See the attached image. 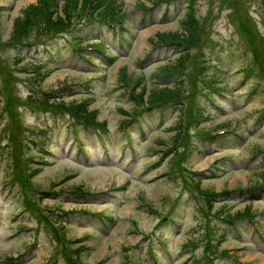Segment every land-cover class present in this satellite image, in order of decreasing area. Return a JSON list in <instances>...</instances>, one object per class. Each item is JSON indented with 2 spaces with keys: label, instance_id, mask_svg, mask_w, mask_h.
<instances>
[{
  "label": "rangeland",
  "instance_id": "1",
  "mask_svg": "<svg viewBox=\"0 0 264 264\" xmlns=\"http://www.w3.org/2000/svg\"><path fill=\"white\" fill-rule=\"evenodd\" d=\"M36 1L0 0V264H157L146 254L153 231L162 235L170 252L154 239L162 264H192L195 256L209 253L208 236L221 240L224 232L227 238L218 240L219 248L230 252L211 251L214 264H237L227 255L264 262V245L251 237L248 219H238L244 224L243 237L216 229L223 222L218 213L234 214L246 207L262 215L264 226V0H193L203 37L188 48L180 104L166 105L162 112L159 107L144 111L146 120L138 115L129 133L123 121L142 106L136 93L146 98L152 88L177 82V74L162 77L158 68L178 58L182 45H158L156 39L158 32L181 30L190 0H108L110 10L120 7L126 17L122 41L98 17L78 14L64 31L39 34L34 28L19 45L15 42L22 40L13 38L14 19ZM242 23L256 34L257 55ZM75 35L83 46L104 41L107 55L88 51L93 61L79 58L65 39ZM201 49L209 64L202 62ZM198 61L206 64L203 76ZM29 93L87 102L108 127L111 156L105 155L93 129L82 124L74 129L66 113L56 117L41 111V105L29 103ZM182 114L181 139L192 141L191 151V142L183 147L172 138ZM224 127L234 130L211 137ZM10 135L26 139L29 151L19 147L17 155L13 150L10 155ZM128 135L139 155L128 146L121 156ZM41 137L49 141L45 147ZM78 137L89 158L77 154ZM29 157L36 170L27 174ZM198 179L202 192L216 194L211 220L199 212L205 201L193 181ZM32 203L37 208L27 210ZM102 213L109 214L104 222L98 218ZM167 213L174 222L165 218ZM195 243L198 248L191 251Z\"/></svg>",
  "mask_w": 264,
  "mask_h": 264
},
{
  "label": "trees",
  "instance_id": "2",
  "mask_svg": "<svg viewBox=\"0 0 264 264\" xmlns=\"http://www.w3.org/2000/svg\"><path fill=\"white\" fill-rule=\"evenodd\" d=\"M157 1V0H156ZM108 0H37L36 2H32L28 6L24 7L21 14L16 16L14 19V26L16 28V32L13 38L17 39H24L27 38L32 34V31L34 28H37L39 31V34H43L45 30L56 32L55 34L60 33L61 31H64L66 28H69L72 25V18L74 15H85L87 18L94 19L95 17H101L102 19H110V20H117L124 18L123 11L121 12V8L119 7L116 10H110L109 4L107 3ZM107 3V4H105ZM145 8V6L143 7ZM2 9V6H0V11ZM185 17L182 19V27L180 31L172 32V31H165V32H158L157 34V42L156 43H174L177 42L179 44L185 45V51L180 52V55L175 60L168 61L162 65L159 66V75L162 76H170L174 74L184 73L186 70L185 66L187 64L188 58L190 56L188 48L192 45H195L202 39L203 35V24L200 21L199 17L196 14V6L193 0H190L187 6ZM243 16V15H242ZM251 23L254 26L253 20L247 16ZM0 23H1V17H0ZM247 24V23H246ZM248 25V24H247ZM244 34L246 35L249 46L254 50V54H258V49L256 48V34L254 35L252 28L248 26L246 27L243 23L240 25ZM255 36V40H253V36ZM74 40L78 43H82V38L78 35L73 37ZM26 41H18L15 43L24 44ZM204 42V41H203ZM202 42V43H203ZM100 46H103V42L97 43ZM200 57L202 62L207 63V56L205 57L203 55V50H200ZM200 63V64H199ZM198 66L200 68L199 75H205V69L201 66V62L199 61ZM179 72V73H178ZM127 78L126 74L123 75V79L125 80ZM177 82L173 86L171 85H164V86H158L152 88L150 94L145 98L143 96V93L139 92L136 93V96L138 97L139 105H142L140 108L149 105V106H158V105H167L170 102L179 101L182 94L185 91V84L183 83L182 78H177ZM211 83H213L214 79H210ZM127 82V81H125ZM215 83V82H214ZM0 89V93H1ZM27 99L29 103L32 105H41L44 108H54L59 110H72L75 112V114L78 116V120L82 123H85L87 125L92 126H100L104 127L106 123L104 121H98L97 115L95 114V111H90L88 106L86 104L80 105L77 102H66L64 98H51L49 96L45 95H38L35 93H29L27 96ZM54 100V101H53ZM1 101V97H0ZM147 103V104H146ZM139 105L137 107H139ZM52 106V107H51ZM139 108V109H140ZM148 108V107H147ZM139 109H135L134 113L138 111ZM182 109V113H183ZM10 113V112H8ZM123 122H130L129 118L127 120H124ZM176 127L179 129L177 130L172 138L174 144H179L183 142V147H185V143L189 141V138L181 139L184 131V115L182 114L179 116ZM10 142H8V145L10 146L9 153L12 154H18V149L20 148H26V152L29 151L31 147L29 142L25 140H22L21 138H18L14 135H10ZM22 141V145L20 144ZM19 141V142H18ZM43 143L49 142L48 139H42ZM186 141V142H185ZM46 146V145H44ZM29 147V148H28ZM28 148V149H27ZM32 157V156H31ZM175 155L172 161L175 160ZM27 166L26 170L29 173L31 169V158L26 159ZM171 165V167H172ZM34 168V167H32ZM32 170V169H31ZM27 173V174H28ZM264 176V173H263ZM197 185L200 184V180L196 182ZM206 200V206H204V213H208L212 207L213 201L209 197H205ZM33 206V203H32ZM203 210V209H202ZM203 212V211H202ZM59 234V233H57ZM67 249L68 246L66 245ZM65 255L68 257L70 256L69 252H66ZM76 255L79 258L80 251L79 249L76 251ZM72 258V257H71ZM69 260V259H68ZM69 262H74L70 261ZM77 264V263H72ZM78 264H80L78 260Z\"/></svg>",
  "mask_w": 264,
  "mask_h": 264
}]
</instances>
